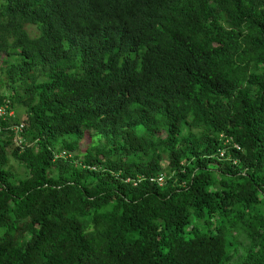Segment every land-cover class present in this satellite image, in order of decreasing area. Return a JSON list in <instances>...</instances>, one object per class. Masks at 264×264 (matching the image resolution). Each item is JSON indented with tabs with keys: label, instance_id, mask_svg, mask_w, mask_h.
I'll return each instance as SVG.
<instances>
[{
	"label": "trees",
	"instance_id": "trees-1",
	"mask_svg": "<svg viewBox=\"0 0 264 264\" xmlns=\"http://www.w3.org/2000/svg\"><path fill=\"white\" fill-rule=\"evenodd\" d=\"M0 73V264H264V0H0Z\"/></svg>",
	"mask_w": 264,
	"mask_h": 264
},
{
	"label": "built area",
	"instance_id": "built-area-1",
	"mask_svg": "<svg viewBox=\"0 0 264 264\" xmlns=\"http://www.w3.org/2000/svg\"><path fill=\"white\" fill-rule=\"evenodd\" d=\"M8 110V111H7ZM15 116V113L13 110H9L8 105L5 106H1L0 107V131L2 128V125L9 121L10 125H9V130L12 132V141H13V145L15 147H17L19 149L20 152H22L25 149V145H30L28 143L27 140L24 139V127H25V123L24 122H20L19 124H14L13 122H11V119ZM220 140L222 143V149L219 151V158H223L225 152L232 148L235 150H239L240 147L239 145L233 141V139L231 137H228L224 134H221L220 136ZM71 157V154L66 153V152H61L60 154H55L54 158H62L64 160L68 159ZM91 170H96L95 167H91ZM142 180V177H139L137 180H133V184L137 185V183H139ZM153 183H155L158 186H163L164 185V176L159 175L156 178H151L150 179ZM129 180H125V182H128Z\"/></svg>",
	"mask_w": 264,
	"mask_h": 264
},
{
	"label": "rangeland",
	"instance_id": "rangeland-1",
	"mask_svg": "<svg viewBox=\"0 0 264 264\" xmlns=\"http://www.w3.org/2000/svg\"><path fill=\"white\" fill-rule=\"evenodd\" d=\"M29 28L30 27H27V30H29ZM30 30L34 31L35 28H32L31 27ZM0 78H3V76L1 75V73H0ZM23 115H24V113H23L22 109H18V111L16 113L17 120L18 121H22ZM90 143H91V137H90V135H87L83 140L80 141V147H79L80 150H79V152L80 153H83L85 151V149L87 148V146ZM12 148L13 147H11L10 149H8V152H10V150ZM72 155H74V154H71V156ZM10 165L13 167V169L16 171V173H18V174H22L23 173V169L19 167V165L12 159V157H10ZM239 241H243V238H240ZM234 259L236 260L237 258H234Z\"/></svg>",
	"mask_w": 264,
	"mask_h": 264
}]
</instances>
